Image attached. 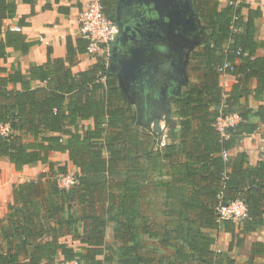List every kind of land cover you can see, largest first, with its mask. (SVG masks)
<instances>
[{
  "label": "trees",
  "instance_id": "1",
  "mask_svg": "<svg viewBox=\"0 0 264 264\" xmlns=\"http://www.w3.org/2000/svg\"><path fill=\"white\" fill-rule=\"evenodd\" d=\"M193 1L203 32L194 54L199 77L175 102L180 121L169 116L164 145L148 125L136 124L104 64L72 72L76 52L86 51L84 38L74 43L68 37L66 60L51 59L49 48L48 62L27 73L0 67L7 72L0 75V156L16 170L49 167L13 185L7 219L0 217V264H55L59 254L80 264H237L214 249L208 230L220 227L217 207L237 199L246 217L238 225L225 220L229 231L246 235L264 225V161L252 165L246 152L230 154L264 125V55L258 53L264 43L256 40L254 23L262 11L243 0L221 8L219 0ZM16 11L17 0H0L3 59L9 47L25 55L32 45L5 27ZM225 73L237 79L228 93L220 86ZM251 96L260 102L257 109ZM235 112L241 120L223 135L216 120ZM89 119L93 125L80 126ZM52 151L68 152L76 168L69 188L57 183L69 168L56 166ZM110 225L114 241L107 238ZM234 244L244 246V237L237 236L230 250ZM251 254L243 264L264 258V242H254Z\"/></svg>",
  "mask_w": 264,
  "mask_h": 264
},
{
  "label": "crops",
  "instance_id": "2",
  "mask_svg": "<svg viewBox=\"0 0 264 264\" xmlns=\"http://www.w3.org/2000/svg\"><path fill=\"white\" fill-rule=\"evenodd\" d=\"M114 0H104L105 11L108 14H111L110 9L113 5ZM220 8L225 7L229 4V0H219ZM250 5L251 8L260 7L262 11V16L258 17L254 20L256 32L255 38L256 40L264 43V0H243ZM82 6V0H36L34 4L24 3L22 0H17V11L15 16L9 18L5 21V27L9 28L11 31L12 26H20L21 31L17 33H22L25 35L26 40L30 42L32 45L29 48L27 54L23 55L21 51L15 50L13 47L8 48V56L6 59L0 58V67H5L7 71L11 69L13 65L20 66L21 70L24 73H27L29 68L34 64H46L49 59L48 49L50 48V58L51 59H67V39L71 37L76 43L78 38H83L79 31V23H78V13ZM243 15L247 17L248 8L243 9ZM112 16V14H111ZM115 20V19H114ZM201 21V20H200ZM202 27V23H201ZM16 32V31H13ZM202 43V39L198 42L194 47V52L191 57L190 65L188 67V85L198 81L199 72L195 71V59L194 54L199 50ZM88 44V43H87ZM76 46V45H75ZM260 55H264V45L258 50ZM102 63L108 69V65L110 62V54L108 52H100L97 55H90L87 53V48L84 53L76 52L75 61L70 66L73 73L78 74L83 71L89 70L93 65L97 63ZM67 65L69 63L66 61ZM109 72V70H108ZM110 73V72H109ZM112 78L116 79L120 87V91L123 94L124 101L130 104L133 109V114L136 116V124L137 125H148L152 131L156 134L161 135L162 142L161 145H164L169 140V135L164 134L160 131H156L152 128V123L155 120H158L160 117H165L164 121L167 123L170 132L169 125V116L170 119H174L177 122L180 121L175 115V106L172 108V112L170 115H166L165 113H161L160 116L147 120L145 118L140 117L137 112L136 107L129 100V98L125 94V90L120 84V80L118 75L114 73H110ZM195 74V75H194ZM0 75H7V72H0ZM193 75V78H192ZM108 77H103L102 81H105ZM237 82L236 76L232 74H222L220 77V86L223 90L228 93L232 90L234 84ZM40 82H35V85H39ZM41 85H45L42 83ZM184 89V91L187 89ZM252 87H256V81L254 80L252 83ZM183 91V92H184ZM250 104L254 109H257L260 102L257 101L253 96L250 97ZM255 121H258V118H254ZM88 126L93 125V120H85L80 123V126ZM168 137V138H167ZM238 152H246L248 154V160L252 165L258 164L260 161H264V125L259 127L254 133L245 135L242 140H240L237 145L231 149L230 154L236 155ZM49 159L53 161L56 166L58 165H68L69 171L75 172L76 168L72 164L69 153L68 152H60V151H52L49 154ZM3 167L4 171L12 172L13 178L11 181H8L7 177H10L6 172L3 174L4 180L9 182V191L6 190V193H1L2 196H8V199L4 201L1 199L0 201V217L4 220L7 219L8 215V204L12 201V190L13 185L15 183H21L29 180L26 178H22L17 181H13L14 177H22L24 170H33L31 171L30 178H34L37 174H40L43 171L48 170V165L43 163H37L34 165L24 166L21 170H16L14 164H12L8 158L0 156V167ZM39 172V173H38ZM16 174V175H15ZM9 192V193H8ZM9 194V195H8ZM2 198V197H1ZM238 225V224H237ZM237 227V226H236ZM209 234L213 238L219 239V247L214 249L216 251L226 252L228 256L236 259L237 264L247 263L250 260L251 254V246L254 242L262 241L264 242V225L257 228L255 231H251L248 234L244 235L240 233V229L236 228L235 232H231L228 230V225L223 221L220 222L219 229H211L208 230ZM237 236L244 237V246L247 247V254L244 259H239L236 257L235 253L242 250V247H238L234 244L233 248L230 250V243L234 241L236 243ZM107 238L110 241H114L113 236V227L110 225L107 228ZM67 241L72 244H78L72 240L71 236L66 237ZM215 245V244H214ZM64 258L61 254L56 257L55 264H70V262H64ZM240 260V261H239ZM264 258L256 257L253 261L254 264H262L260 263Z\"/></svg>",
  "mask_w": 264,
  "mask_h": 264
},
{
  "label": "flooded vegetation",
  "instance_id": "3",
  "mask_svg": "<svg viewBox=\"0 0 264 264\" xmlns=\"http://www.w3.org/2000/svg\"><path fill=\"white\" fill-rule=\"evenodd\" d=\"M110 12L114 19H120L124 28L132 31L123 37L117 60H123L132 49H140L146 57L144 70L151 67V75L147 78L127 84L126 96L146 121L161 113L170 115L188 85V67L194 47L202 39V27L194 29L189 26L172 37L169 32V0L160 7L161 13L138 4L124 6L118 13L116 0ZM161 18L168 25H164Z\"/></svg>",
  "mask_w": 264,
  "mask_h": 264
},
{
  "label": "built area",
  "instance_id": "4",
  "mask_svg": "<svg viewBox=\"0 0 264 264\" xmlns=\"http://www.w3.org/2000/svg\"><path fill=\"white\" fill-rule=\"evenodd\" d=\"M79 31L87 40V53L97 55L100 52H108L111 55V47L119 35V27L116 21L109 17L105 11L104 0H82V6L78 13ZM11 29L16 32L21 31V27L16 25ZM241 120L238 113L221 116L214 124L216 129L223 135L227 127L234 126ZM224 157L228 156L225 152ZM57 183L62 188H69L75 184L74 172L59 173L56 176ZM218 220L223 222L231 220L240 224L246 217V207L241 199L232 202L221 203L217 207ZM70 264H80L72 261Z\"/></svg>",
  "mask_w": 264,
  "mask_h": 264
},
{
  "label": "water",
  "instance_id": "5",
  "mask_svg": "<svg viewBox=\"0 0 264 264\" xmlns=\"http://www.w3.org/2000/svg\"><path fill=\"white\" fill-rule=\"evenodd\" d=\"M118 13L121 12L124 6L128 5H144L145 7H151L153 10L160 12V7L166 4L167 0H116ZM161 13V12H160ZM119 27V37L113 43L111 47L112 55L110 56V62L108 70L110 73L118 75L120 84L123 89H126L127 84L136 81L141 82L148 75H151V67L144 70L145 54L140 49H132L127 53L123 60H117L119 48L123 44V37L132 34L129 28H124L119 18L115 19ZM161 21L164 25H168L163 19ZM191 26L194 29H198L201 26V21L197 15L193 0H169V32L171 36L179 35V31L187 30ZM148 81V79H146Z\"/></svg>",
  "mask_w": 264,
  "mask_h": 264
},
{
  "label": "rangeland",
  "instance_id": "6",
  "mask_svg": "<svg viewBox=\"0 0 264 264\" xmlns=\"http://www.w3.org/2000/svg\"><path fill=\"white\" fill-rule=\"evenodd\" d=\"M195 75V74H194ZM192 78H193V75H192ZM164 118L165 117H160L158 120H155L154 123H152V128L155 129L156 131H160L164 134H167L169 135V128L167 126V123L164 121ZM168 138V137H167ZM3 167L1 166L0 167V201L1 199H3L4 201H6V199H8V196H2L3 194L6 193V190L8 189L9 191V182H6V180H4V177H3V174L6 172L4 171V169H2ZM31 171L33 170H24V173L22 174L23 176L21 177H14L13 181H17V180H20L22 178H26L25 176H27V179L32 177L31 176ZM72 172V171H71ZM10 177H7L8 178V181H11V179L13 178V173L12 172H6ZM39 173V172H38ZM16 175V174H15ZM39 174H37L34 178H38ZM3 191V194L1 193V191ZM9 193V192H8ZM9 195V194H8ZM2 197V198H1ZM159 206V204H158ZM4 221V220H3ZM1 222V221H0ZM5 222V221H4ZM78 244H74V246H77ZM214 247L218 248L219 247V239L218 237L215 239V245ZM247 247L248 246H244L242 248V250H240L239 252H236L235 255L237 258L239 259H244L246 257V254H247ZM240 261V260H239ZM260 263H263V260L260 262Z\"/></svg>",
  "mask_w": 264,
  "mask_h": 264
}]
</instances>
